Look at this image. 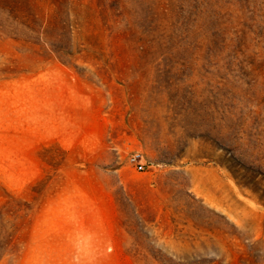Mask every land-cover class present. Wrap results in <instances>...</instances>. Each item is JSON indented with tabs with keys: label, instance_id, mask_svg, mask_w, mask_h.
Here are the masks:
<instances>
[{
	"label": "rangeland",
	"instance_id": "obj_1",
	"mask_svg": "<svg viewBox=\"0 0 264 264\" xmlns=\"http://www.w3.org/2000/svg\"><path fill=\"white\" fill-rule=\"evenodd\" d=\"M0 241L264 264V0H0Z\"/></svg>",
	"mask_w": 264,
	"mask_h": 264
},
{
	"label": "built area",
	"instance_id": "obj_2",
	"mask_svg": "<svg viewBox=\"0 0 264 264\" xmlns=\"http://www.w3.org/2000/svg\"><path fill=\"white\" fill-rule=\"evenodd\" d=\"M129 161L133 162L138 170H142L146 166V159L139 151L132 152Z\"/></svg>",
	"mask_w": 264,
	"mask_h": 264
},
{
	"label": "trees",
	"instance_id": "obj_3",
	"mask_svg": "<svg viewBox=\"0 0 264 264\" xmlns=\"http://www.w3.org/2000/svg\"><path fill=\"white\" fill-rule=\"evenodd\" d=\"M4 250L3 244L0 241V256L2 255V251ZM196 264H200V263H196Z\"/></svg>",
	"mask_w": 264,
	"mask_h": 264
}]
</instances>
